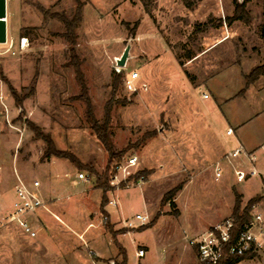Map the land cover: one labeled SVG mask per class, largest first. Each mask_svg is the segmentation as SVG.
Masks as SVG:
<instances>
[{
    "label": "rangeland",
    "instance_id": "374dc122",
    "mask_svg": "<svg viewBox=\"0 0 264 264\" xmlns=\"http://www.w3.org/2000/svg\"><path fill=\"white\" fill-rule=\"evenodd\" d=\"M237 1L245 3L244 17L230 21ZM78 2L82 19L74 49L95 116L102 122L109 107L113 146L127 149L120 162L138 157L127 180L110 183L107 199L118 204L107 203L103 211L96 175L67 158H45V140L31 128L49 135L58 150L83 166L104 172L109 154L79 98L66 25L58 17L73 19ZM7 3L14 46L0 55L10 119V124L0 120V209L13 202L15 170L29 184L40 181L49 209L28 216L37 230L34 238L16 223L0 226V264H200L189 238L232 216L237 194L245 206L250 198L242 191L252 195L264 188L261 175L238 183L230 167L222 178L213 171L238 137L244 144L264 138V75L248 87L246 82L264 64V0ZM128 43L130 58L118 72L116 59ZM191 54L196 56L187 61ZM133 70L147 90H125L123 79ZM114 71L122 74V84L112 98ZM1 75L24 97L22 107ZM229 126L236 134L226 135ZM79 172L91 181L80 180ZM141 172L145 176L135 178ZM177 188L173 198L163 200ZM137 214L148 215L149 222L158 219L144 230L149 222L125 228ZM238 264H264V258Z\"/></svg>",
    "mask_w": 264,
    "mask_h": 264
},
{
    "label": "built area",
    "instance_id": "2783aa9c",
    "mask_svg": "<svg viewBox=\"0 0 264 264\" xmlns=\"http://www.w3.org/2000/svg\"><path fill=\"white\" fill-rule=\"evenodd\" d=\"M2 45L7 47L2 50ZM14 46L13 39L7 37V41L0 46V55L12 51ZM27 46V39L21 37L20 47ZM117 71L120 72L122 67L117 65ZM1 82V80H0ZM123 86L129 93H137L144 89L147 90V84L141 81V75L137 70L130 71L123 79ZM204 99H209V93H203ZM0 120L4 118L5 122L10 124L9 108L5 102L4 86L0 83ZM235 134V129L229 126L226 135ZM258 153L255 150H249L243 144L230 149L223 158L213 164V171L216 178H222L226 172V167L230 170L238 183L262 175L257 167ZM138 157L131 155L125 162H119L116 166V172L111 178V185L119 184L127 180L131 175L132 169L137 166ZM16 184L14 185V199L12 204L0 209V226L7 223H16L30 237L37 236L35 224L31 221V214L41 209H49L47 202L40 190L41 183L34 180L29 184L15 170ZM78 178L86 183L91 181L89 174L84 172L78 173ZM144 177L140 178V183ZM109 204L116 206L118 203L115 199L110 200ZM28 217V218H27ZM108 216H105L107 219ZM148 215L137 214L135 220L124 222L125 228H134L135 223L140 225L148 223ZM189 244L196 249L199 261L205 264H219L223 260L231 257H240L251 255L250 259L264 258V199L256 202L249 213L248 219L238 225L234 216L226 217L206 228L204 231L189 238ZM139 256L144 255V250L138 251Z\"/></svg>",
    "mask_w": 264,
    "mask_h": 264
},
{
    "label": "trees",
    "instance_id": "16d2710c",
    "mask_svg": "<svg viewBox=\"0 0 264 264\" xmlns=\"http://www.w3.org/2000/svg\"><path fill=\"white\" fill-rule=\"evenodd\" d=\"M77 1H79V0H77ZM78 3H79V5H78L77 10H76V15L74 16L73 19L70 20L64 15H59L58 17L66 25L67 31H66L65 36H66V39L70 43V46H71L70 47L71 61H72V64L74 65L76 76H77V78L81 84V88H82V92H81V95L79 98L85 100L87 119L90 121L93 132L95 133L96 137L102 143V145L104 146V148L107 150V152L109 154L108 162H107V165H106L104 172L102 174H99L98 172H96V170L92 166H86V165L83 166L81 164V162L77 159V157H75L73 154L58 150L55 147V144L49 135L42 133L41 130L38 129V127H36L33 124H31V128H33L35 130L37 135H39L40 137H42L45 140V143H46V150L44 152L45 158H51L53 156L64 157V158L71 160V162L74 163L78 168H83V169L89 170L96 175V184L99 188L102 189V199H101V206L100 207H101V210L103 211L104 206L107 203L109 204V201L107 199V193L111 189V185H110L111 178L115 174L116 166L120 162L122 156L125 154L127 149L124 148V149L117 151L115 149V147L113 146V143L111 141L110 109H109V107L106 109L104 120L102 122H100L95 116L93 104L91 102L90 97L88 96L85 79H84L83 73L80 69V64H79V61L77 59V54H76L75 49H74V44H76V38H77L76 33H75V29H76L78 23L82 19V17H81L82 4L80 2H78ZM244 14H245V3L237 1L235 9H234V13L231 17H229V20L232 21V20H237V19H243ZM136 26H138V23L135 24V27ZM207 48H209L207 45L204 46L202 51L206 50ZM195 56H196V54L188 55L187 61L193 59ZM180 62L182 64H184V62H182V61H180ZM261 75H264V64L257 66L246 76L247 87L249 85H251L252 83H254L259 78V76H261ZM1 78L3 80H5L6 83L8 84V86L11 90V93L14 97L16 105L19 108L22 107L24 97H20L18 95V93L9 84V82L6 80L5 77H3L1 75ZM121 84H122V74L116 73L114 71L113 72V79H112V83H111L112 98H114V96L116 95V92L119 89V87L121 86ZM244 91H245V89H243L241 92H244ZM110 103H111V101H110ZM140 176H145L144 172L137 173L135 178H139ZM178 189L179 188L168 192L165 195L163 200L165 201V200H168L170 198H173L174 193ZM261 199H262V196L252 197L251 199H249L247 201L245 206H242V195H240V194L236 195V203H235V207H234V211H233L232 216H234L236 218L238 225H241L242 223H244L248 219L249 213L252 209V206L256 202L260 201ZM157 219H158V217H156L152 222H149L150 223V224L148 223L149 225L143 226L142 230L153 226L156 223ZM250 256L251 255L248 254V255H244V256H240V257H231L228 260L221 261L219 264H238L241 261H243L247 258H250ZM200 264H205V263L200 262Z\"/></svg>",
    "mask_w": 264,
    "mask_h": 264
},
{
    "label": "crops",
    "instance_id": "0c3cea01",
    "mask_svg": "<svg viewBox=\"0 0 264 264\" xmlns=\"http://www.w3.org/2000/svg\"><path fill=\"white\" fill-rule=\"evenodd\" d=\"M7 9H8V3H7ZM7 30H8V38H9V22H8V12H7ZM203 99V97H202ZM204 100H210L209 99H204ZM235 134H236V130H235ZM238 137V136H237ZM262 137V136H261ZM239 138V137H238ZM237 138V143H241L243 144L246 148H248L249 150H255L257 151L258 153V161H257V167L258 169L262 172V178L264 180V138H260L259 140H255L253 142H251L250 144H244L243 141L239 138ZM247 143V142H246ZM232 149V148H231ZM230 150V149H229ZM228 150V151H229ZM227 151V152H228ZM225 152L224 155L227 153ZM253 178H250L248 180H246L247 182L248 181H251ZM245 181V182H246ZM242 193L244 194L245 197H248V198H252L253 196L257 195V194H260L263 199H264V188L262 189V191L260 192H257L255 194H252V195H247L246 192L242 191Z\"/></svg>",
    "mask_w": 264,
    "mask_h": 264
},
{
    "label": "water",
    "instance_id": "95a60500",
    "mask_svg": "<svg viewBox=\"0 0 264 264\" xmlns=\"http://www.w3.org/2000/svg\"><path fill=\"white\" fill-rule=\"evenodd\" d=\"M7 0H0V43L3 44L7 41ZM131 44L128 43L123 54L116 59L118 66L125 68L128 59L130 58Z\"/></svg>",
    "mask_w": 264,
    "mask_h": 264
},
{
    "label": "bare ground",
    "instance_id": "6f19581e",
    "mask_svg": "<svg viewBox=\"0 0 264 264\" xmlns=\"http://www.w3.org/2000/svg\"><path fill=\"white\" fill-rule=\"evenodd\" d=\"M7 19V18H6ZM0 46H1V43H0Z\"/></svg>",
    "mask_w": 264,
    "mask_h": 264
}]
</instances>
